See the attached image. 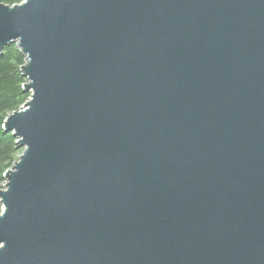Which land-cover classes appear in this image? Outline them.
I'll return each mask as SVG.
<instances>
[{"label":"water","instance_id":"95a60500","mask_svg":"<svg viewBox=\"0 0 264 264\" xmlns=\"http://www.w3.org/2000/svg\"><path fill=\"white\" fill-rule=\"evenodd\" d=\"M11 43L0 264H264V0L0 2Z\"/></svg>","mask_w":264,"mask_h":264},{"label":"trees","instance_id":"16d2710c","mask_svg":"<svg viewBox=\"0 0 264 264\" xmlns=\"http://www.w3.org/2000/svg\"><path fill=\"white\" fill-rule=\"evenodd\" d=\"M22 0H0L12 5ZM24 56L16 44L11 43L0 53V188L4 182L3 174L12 164L16 154V138L11 132L2 128L6 115L17 110L28 98L29 92L24 91L25 77L21 73Z\"/></svg>","mask_w":264,"mask_h":264},{"label":"rangeland","instance_id":"374dc122","mask_svg":"<svg viewBox=\"0 0 264 264\" xmlns=\"http://www.w3.org/2000/svg\"><path fill=\"white\" fill-rule=\"evenodd\" d=\"M30 93V92H29ZM22 150H23V148L22 147H16V154H15V159L14 160H16V159H18V156L22 153ZM1 206H0V211H1Z\"/></svg>","mask_w":264,"mask_h":264}]
</instances>
